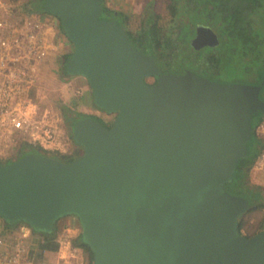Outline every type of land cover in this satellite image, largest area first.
Wrapping results in <instances>:
<instances>
[{"label": "water", "instance_id": "water-1", "mask_svg": "<svg viewBox=\"0 0 264 264\" xmlns=\"http://www.w3.org/2000/svg\"><path fill=\"white\" fill-rule=\"evenodd\" d=\"M43 8L74 44L67 73L115 117L80 119L83 153L70 162L30 153L0 164V219L51 232L75 215L93 264H264V229L240 232L249 203L226 186L249 154L262 85L160 74L119 22L100 19L99 0ZM212 34L201 47L220 44Z\"/></svg>", "mask_w": 264, "mask_h": 264}, {"label": "rangeland", "instance_id": "rangeland-1", "mask_svg": "<svg viewBox=\"0 0 264 264\" xmlns=\"http://www.w3.org/2000/svg\"><path fill=\"white\" fill-rule=\"evenodd\" d=\"M26 1L28 0H0V18L7 19L8 22H17L21 27H25L26 30L33 31L42 47H45L48 51L45 61L37 65V84L33 90L32 102L36 105L38 121L42 125H50L55 130L56 136L54 143H52L53 146L52 144L43 146L41 142L34 141L30 131H26L20 135L0 132V157L5 160L10 157L13 158V156L17 157L16 146L20 141L38 143L45 149L50 150L49 152L59 151L63 154L73 155L80 151V146L74 139L72 122L65 120L63 110L60 108V102L62 103L63 101L65 105L79 113L96 115V117L109 124L113 122L115 115L99 109L94 103L92 89L86 77L63 73L62 67L65 61L63 52H66L68 49L72 55L74 44L62 27L60 19L55 15L53 20H50V18L48 20L46 19L48 13L29 11V5L24 4ZM147 1L149 0H107V3L113 8L123 9L132 14L133 25L135 26L139 22L140 13ZM261 1L263 3L261 2L257 5V7L260 6L259 13L261 15L255 16V13H251L252 20L244 17L243 21L244 26L250 24L248 27L253 33L255 41L258 42L259 47L258 49L256 47L248 49V52H255V49L258 50L256 53H252L255 56L252 55L254 56V60L251 75L248 73V70L243 68V62L240 65L243 44L236 38L229 39L226 34L222 36L221 46L214 49L218 61L216 69H207L206 72H203L197 66H189L188 71L195 72L213 81L262 85L261 98L264 101V10L262 12L261 9L264 7V0ZM155 7L158 11L163 12L162 0H155ZM29 20H32V22L35 20L39 23L29 25ZM118 20L121 19L118 18ZM43 23H45L46 27L42 26ZM64 38L69 40L67 47ZM206 64L208 63L206 62ZM148 80L153 83L155 77L151 76ZM83 96H85L84 99H82ZM261 115H264V111L254 117V129ZM255 133L249 142V154L251 158L259 152L262 142ZM247 180H249L248 182L251 186L258 189V192L254 194L247 193L246 196L249 198L251 196V201L254 202L264 201V173L252 170ZM232 188L237 189L238 185L235 183ZM1 221L2 219H0V224ZM251 222L253 223L254 219H251ZM56 226V241L63 240V242H66L67 240H72V243L76 246L75 241L82 234L81 224L77 216L69 215L63 217L56 223ZM35 236L39 235L35 232L32 234V238L30 239L32 244H34L33 241L37 238ZM80 252L82 253V250ZM84 257L85 261L90 264L89 255L85 253Z\"/></svg>", "mask_w": 264, "mask_h": 264}, {"label": "trees", "instance_id": "trees-1", "mask_svg": "<svg viewBox=\"0 0 264 264\" xmlns=\"http://www.w3.org/2000/svg\"><path fill=\"white\" fill-rule=\"evenodd\" d=\"M99 1L102 7L100 19H114L119 22L125 28L132 44L142 53L155 59L159 66L160 74H184L189 69V66L199 67L200 65L202 68H205V65H208V68L216 69L218 65L217 54H207L204 51L197 50L195 46L191 44V39L196 33L197 19L199 22H203L204 20L208 21L209 17L214 18V24L216 18L218 19L217 16L219 14V20L216 22L219 23L218 27H220L222 31H227V37L229 39L236 38L243 44L241 54L250 56V61L245 63L243 68L248 70L249 74L252 72L255 56V54L252 53H256V51H258L256 49L259 47L258 42L255 41L253 33L248 27L250 24L244 26L243 21L244 17L252 20L251 13H255V16H258V14L261 15L259 13L260 6L257 7L261 2L263 3L261 0H162L163 12L156 9L155 0H149L144 5V8L140 13L139 22L135 26L132 21V14L128 11L111 7L107 3V0ZM43 2L44 0H28V2L26 1L24 4L29 5V11L31 12L51 13L43 8ZM261 9L263 12L264 7ZM212 10L215 12L212 13ZM118 18L121 20H118ZM251 47H256L254 50L255 52H248V49ZM70 57L71 54L64 55V59L67 62ZM201 62L204 64L202 65ZM206 62L208 64H206ZM63 65V73L68 74L66 71V62ZM84 98L85 96H83L82 99ZM60 108L63 110L65 120L72 122V129H74V126L80 119L94 117L91 114L75 111L65 105L63 101L62 103L60 102ZM260 112H262V110H259L257 114ZM263 118L264 115H261L258 118V123ZM248 147L250 153V146ZM16 148L17 157L13 156V158L10 157L6 160L0 157V164L16 161L30 153L52 155L59 159H66V161H72L80 157L83 153L69 155L63 154L59 151L49 152L50 150L45 149L38 143L29 141H20ZM261 148L262 142L259 152ZM259 152L252 158L250 157V154H248L246 158L240 161L235 172V179L233 180V183L238 185V188H235L233 193L243 195L249 203L247 211L239 219V230L247 237L264 229V201L254 202L251 201V196L250 198L246 196L247 193L254 194L258 192V189L251 186L247 178L251 175L253 165ZM234 184H232V187ZM260 193H262V191H260ZM251 219H254L253 223L251 222ZM2 224L5 231H11L23 223L18 222L12 224L2 220ZM56 231V224L51 232H39L34 229V232L41 238L36 244V247L39 249L37 257L42 256L40 250L49 249L53 244L56 245ZM42 241L44 242L42 243ZM75 244L78 247L84 248L85 253H87L91 259V264H93V252L89 245L86 243H80L78 240L75 241ZM33 252L34 251H32V255Z\"/></svg>", "mask_w": 264, "mask_h": 264}, {"label": "built area", "instance_id": "built-area-1", "mask_svg": "<svg viewBox=\"0 0 264 264\" xmlns=\"http://www.w3.org/2000/svg\"><path fill=\"white\" fill-rule=\"evenodd\" d=\"M35 23L39 22H28L29 25ZM37 38L33 31L26 30L17 22L0 18V132L20 135L30 131L34 141L49 146L56 132L50 125H42L38 121L36 105L32 102L37 84V65L48 55ZM254 131L262 140V148L253 170L264 173V118ZM33 233L34 229L26 223L5 231L1 221L0 264H88L84 253L72 240H58L56 251L43 249L40 250L42 256L37 257L36 241L34 244L30 241ZM35 237L41 239L40 236Z\"/></svg>", "mask_w": 264, "mask_h": 264}, {"label": "flooded vegetation", "instance_id": "flooded-vegetation-1", "mask_svg": "<svg viewBox=\"0 0 264 264\" xmlns=\"http://www.w3.org/2000/svg\"><path fill=\"white\" fill-rule=\"evenodd\" d=\"M220 11V10H219ZM213 12H215L214 10H212V13ZM219 14V13H218ZM220 15V14H219ZM219 15L217 16L218 17V19L216 18V21H215V23L213 24V22H214V18H208V21L207 20H204L203 22H199L198 21V19H197V26H196V33L193 35V37H192V39H191V44L193 45V46H195V48L197 49V50H200V51H204V52H206L207 54H213V53H215L214 52V49L215 48H219V46H221V44H222V42H220V44L218 45V46H216V47H210V46H204V47H201V44H202V41L205 39L206 41H214V39H213V34H212V32L214 31L216 34H217V36L219 37V39H220V41L222 40V36L224 35V34H226L227 35V31L225 30V31H222V29L220 28V27H218V25H219V23H216L217 22V20H219ZM224 19V18H223ZM215 24H216V26H215ZM206 25H209V30L208 31H206V30H204V27L206 26ZM198 32H200L199 33V35H197V33ZM197 39V40H196ZM65 60V59H64ZM66 62V64H67V61L65 60L64 62H63V64ZM204 63H202V65H203ZM158 65V64H157ZM201 71H203V72H206V70L208 69V70H210L211 68H208V65H206V69L205 68H202L201 67V65L198 67ZM205 69V70H204ZM157 79V76L155 77V80ZM154 80V81H155ZM99 109H101V110H103V111H105L104 109H102V108H100L99 107ZM96 119H98V120H100L102 123H103V125H105V126H111V124L112 123H107V122H104L102 119H100L99 117H96V115L94 116ZM93 117V118H94ZM79 146H80V148H79V150L80 151H78L77 153H75V154H81V151L83 152V149H82V145H80V144H78ZM60 160H62V161H65V162H70V161H66V159H60ZM233 183V181L232 182H230V183H227L226 185H227V189L229 190V191H231L232 193H233V191H234V189L232 190V184ZM81 236V235H80ZM79 236V239H78V242H80V243H83L82 242V240H81V237ZM79 249H81L82 250V252H84V254H85V250H84V248H82V247H79ZM90 258V257H89ZM90 264H91V259H90Z\"/></svg>", "mask_w": 264, "mask_h": 264}, {"label": "crops", "instance_id": "crops-1", "mask_svg": "<svg viewBox=\"0 0 264 264\" xmlns=\"http://www.w3.org/2000/svg\"><path fill=\"white\" fill-rule=\"evenodd\" d=\"M28 2V1H27ZM55 17V15L54 14H52V13H48V16L46 17V19H48V18H50V20H53V18ZM49 20V19H48ZM68 38V37H67ZM64 42H66V47L68 46V42H69V40L68 39H65L64 38ZM70 51L67 49V51L66 52H63V55H69L70 53H69ZM250 61V56H246V54H241V56H240V65L242 64V62H243V64L242 65H244L245 63H247V62H249ZM59 220H61V219H59ZM58 220V221H59ZM38 240H40L39 238H36V244H37V242H38ZM44 241H42V243H43ZM40 243V242H39ZM39 243H38V245H39ZM50 251H56L57 249H58V241L56 242V245H51L50 246Z\"/></svg>", "mask_w": 264, "mask_h": 264}, {"label": "bare ground", "instance_id": "bare-ground-1", "mask_svg": "<svg viewBox=\"0 0 264 264\" xmlns=\"http://www.w3.org/2000/svg\"><path fill=\"white\" fill-rule=\"evenodd\" d=\"M53 143H54V141H53ZM52 146H53V144H52Z\"/></svg>", "mask_w": 264, "mask_h": 264}]
</instances>
